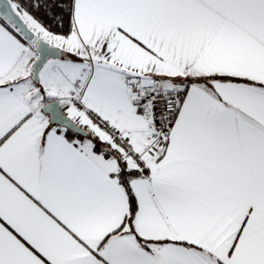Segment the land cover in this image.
Returning a JSON list of instances; mask_svg holds the SVG:
<instances>
[{
    "label": "crops",
    "instance_id": "crops-1",
    "mask_svg": "<svg viewBox=\"0 0 264 264\" xmlns=\"http://www.w3.org/2000/svg\"><path fill=\"white\" fill-rule=\"evenodd\" d=\"M72 25L84 59L54 64L48 100L143 153L132 224L117 163L49 123L34 45L0 21V264H264V0H73ZM162 82L181 95L164 146Z\"/></svg>",
    "mask_w": 264,
    "mask_h": 264
},
{
    "label": "trees",
    "instance_id": "trees-1",
    "mask_svg": "<svg viewBox=\"0 0 264 264\" xmlns=\"http://www.w3.org/2000/svg\"><path fill=\"white\" fill-rule=\"evenodd\" d=\"M14 9L21 16V13L26 14L39 28L44 32L52 36L54 39L67 40L73 31L72 25V6L73 0H10ZM22 17V16H21ZM0 21L8 25V27L15 33V35L22 41L34 44V42L27 41L8 21L0 16ZM63 38V39H62ZM62 57H66L65 53L62 52ZM34 84L36 82L32 81ZM48 99L44 100L47 101ZM63 109V108H62ZM77 124L80 125V121L77 118H72ZM61 129L65 136L71 141L82 142L88 140L92 141V151L94 153L101 154L106 158L113 159L118 165V172L116 173L118 180L124 187L128 197V214L127 222L131 225L134 212H135V201L134 196L129 188V180L132 177L142 174L144 166L139 165L136 167L129 168L126 159L122 158L121 152L116 147L114 141H108L100 143L94 139L90 132L87 135H81L71 130L56 125ZM86 129L85 126H82ZM127 144V143H126ZM165 143H163V146ZM138 241L145 243L144 239L136 236Z\"/></svg>",
    "mask_w": 264,
    "mask_h": 264
},
{
    "label": "rangeland",
    "instance_id": "rangeland-1",
    "mask_svg": "<svg viewBox=\"0 0 264 264\" xmlns=\"http://www.w3.org/2000/svg\"><path fill=\"white\" fill-rule=\"evenodd\" d=\"M21 16L23 18V20L26 22V24L33 30V32L35 33V37L36 38H44L47 39V41L51 44L54 45L56 47H58L63 53H65L66 58L64 57H58V58H50L46 64L44 66H42L40 72H39V78L41 80V83H43V86L41 87L39 82L37 81L35 84L32 82V86L30 87L31 90L29 91V97H31L32 99H35L36 101L42 102L43 100H46L50 97V93H52V89L51 88H45L46 85V78L49 72H52L53 70V66L56 62L60 63L58 68H61V66H66L71 68L72 66H76L81 64V62H83L84 59V55L85 54H81L80 50L78 47L77 50L76 48H73V46L66 40H60L58 39H54L52 36H50L49 34H47L46 32H44L41 28H39L26 14L21 13ZM63 39V38H62ZM34 45V44H32ZM34 47V46H33ZM60 61V62H59ZM68 71V70H67ZM67 71H63V72H67ZM61 72H59L58 69H56L54 76V80L52 79V83L56 85V79L58 77H61ZM192 80V78H188ZM30 80V79H28ZM183 80V79H181ZM31 81V80H30ZM181 82V81H180ZM170 83V82H169ZM164 82L162 83H157L155 87L151 88V93L147 95V98L151 101V99H153V95L157 92H165L169 89H171L170 85L164 84ZM77 97H73L69 104L67 105L68 107V112L70 114L71 117H75L80 121V125L81 126H86L91 134V136L96 139L97 141H99L100 143H105L108 142V136L106 134H104L100 128H98V126L95 125L94 122L87 120L86 121V113L85 111V104H84V109L83 112L78 111L74 108V102L76 100ZM80 98V97H79ZM80 112L82 114H80ZM90 113H87V116ZM89 119V118H88ZM86 124V125H85ZM86 128V129H87ZM89 139V138H88ZM85 140L84 144H88L90 143L89 140ZM111 142L114 141L116 143V147L119 149V151L121 152V156L124 159H131V161L133 163L139 162V165H143L142 163V152H138L137 150H133L132 147H130V145H128V147L130 148H126L125 144L126 142L123 140L122 142H117L115 139H111ZM92 143V141H91ZM128 149V150H127ZM104 163L107 166H110L112 164V162L109 161H104ZM114 163V162H113Z\"/></svg>",
    "mask_w": 264,
    "mask_h": 264
},
{
    "label": "water",
    "instance_id": "water-1",
    "mask_svg": "<svg viewBox=\"0 0 264 264\" xmlns=\"http://www.w3.org/2000/svg\"><path fill=\"white\" fill-rule=\"evenodd\" d=\"M0 16L8 21L27 41L34 42L36 57L31 65V77L38 81V73L45 62L50 58L61 57L62 51L48 43L43 38H36L33 30L14 9L10 0H0ZM41 111L48 116L49 123L65 127L72 132L87 135L88 130L77 124L61 107L58 99H50L41 105Z\"/></svg>",
    "mask_w": 264,
    "mask_h": 264
},
{
    "label": "built area",
    "instance_id": "built-area-1",
    "mask_svg": "<svg viewBox=\"0 0 264 264\" xmlns=\"http://www.w3.org/2000/svg\"><path fill=\"white\" fill-rule=\"evenodd\" d=\"M180 102L181 95L178 93H158L153 96L151 102L152 137L158 138L159 140L161 139L162 143L165 142V137L177 116ZM74 108L83 112L85 107L81 98H76L74 102ZM81 112L80 114H82ZM87 120L94 122L95 125L98 126V128H100V130L109 137L108 141L115 139L119 143L124 140L121 132L116 126L95 112H91L88 116L86 115V121ZM125 147L130 148L127 144H125ZM135 164L138 165L139 162H136Z\"/></svg>",
    "mask_w": 264,
    "mask_h": 264
}]
</instances>
